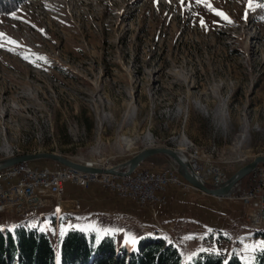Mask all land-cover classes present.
Listing matches in <instances>:
<instances>
[{
	"label": "rangeland",
	"instance_id": "1",
	"mask_svg": "<svg viewBox=\"0 0 264 264\" xmlns=\"http://www.w3.org/2000/svg\"><path fill=\"white\" fill-rule=\"evenodd\" d=\"M207 3L231 23L194 0H18L0 14V160L55 153L114 167L167 147L199 152L205 168L229 178L264 156V0L250 10L248 0ZM157 156L165 162L137 169L176 171ZM68 186L80 196L77 212L3 213L0 228L45 232L57 262L71 229L96 242L111 237L119 249L158 236L178 248L181 264L201 252L256 264L264 244L238 199L208 200L170 182L159 203L138 205L97 185Z\"/></svg>",
	"mask_w": 264,
	"mask_h": 264
},
{
	"label": "built area",
	"instance_id": "2",
	"mask_svg": "<svg viewBox=\"0 0 264 264\" xmlns=\"http://www.w3.org/2000/svg\"><path fill=\"white\" fill-rule=\"evenodd\" d=\"M188 152L192 171L207 185L218 187L228 177L215 166L205 168L201 155L195 151ZM10 153V158L15 157ZM94 168H110L97 162H85ZM253 182L247 188H233L230 199H238L248 211V219L252 227L264 229V166L259 165L250 174ZM227 178V179H226ZM170 182L181 187L189 185L178 176L176 171L156 172L147 169H136L126 177L106 174H86L61 165L55 167H38L31 162H24L0 170V214L9 213L19 218H26L36 211H42L50 205L51 198H60L68 184L80 188L92 185L111 191L122 199H129L138 205L157 204L158 193ZM80 206L76 204V209Z\"/></svg>",
	"mask_w": 264,
	"mask_h": 264
},
{
	"label": "trees",
	"instance_id": "3",
	"mask_svg": "<svg viewBox=\"0 0 264 264\" xmlns=\"http://www.w3.org/2000/svg\"><path fill=\"white\" fill-rule=\"evenodd\" d=\"M18 0H0V14L16 9ZM264 166V165H262ZM264 242V231L255 232ZM59 262L49 236L37 228L18 226L13 231L0 228V264H181L177 247L158 236L138 240L135 248H118L111 237L95 241L78 229L68 230L59 242ZM256 264H264V249L255 255ZM187 264H241L234 253L225 256L201 252Z\"/></svg>",
	"mask_w": 264,
	"mask_h": 264
},
{
	"label": "water",
	"instance_id": "4",
	"mask_svg": "<svg viewBox=\"0 0 264 264\" xmlns=\"http://www.w3.org/2000/svg\"><path fill=\"white\" fill-rule=\"evenodd\" d=\"M155 155H164L169 158L176 165L177 174L190 187L201 192L203 195L218 199L230 198L236 184H238L243 178L252 174L259 165H264V156H258L254 158L253 161L239 169L236 173L231 175L225 184L214 188L208 187L200 177H197L193 172H191L189 164L181 158L182 154L180 152L167 147L146 148L129 160L110 168L89 167L83 162H75L67 157L55 153L20 154L15 157L0 160V170L24 162L46 160L86 174H106L116 177H126L139 168L143 162Z\"/></svg>",
	"mask_w": 264,
	"mask_h": 264
},
{
	"label": "crops",
	"instance_id": "5",
	"mask_svg": "<svg viewBox=\"0 0 264 264\" xmlns=\"http://www.w3.org/2000/svg\"><path fill=\"white\" fill-rule=\"evenodd\" d=\"M165 162V159H160V157H152L150 159H148L147 161L143 162V164L141 165L142 168H148V167H156L159 166L160 163ZM185 190H190L195 196H198L200 198H207L209 199H213V200H220V201H226V200H230L229 198H223V199H218V198H213L207 195H203L202 193H200L199 191L193 189L192 187H185ZM64 195H65V200H57L53 197L51 198L50 201V205L46 208V209H54V213L58 212L57 210L59 209L60 212H77L78 210L81 209V205L78 203V201H80V196H76L74 195V191H71V188H69L68 185H66L65 187V191H64ZM63 195V196H64ZM63 199V197H62ZM205 199V200H207ZM76 204H78L80 206L79 209H76ZM61 240V239H60ZM59 244V243H58Z\"/></svg>",
	"mask_w": 264,
	"mask_h": 264
},
{
	"label": "snow or ice",
	"instance_id": "6",
	"mask_svg": "<svg viewBox=\"0 0 264 264\" xmlns=\"http://www.w3.org/2000/svg\"><path fill=\"white\" fill-rule=\"evenodd\" d=\"M181 3H183V0H181ZM194 3L202 4V5L206 6L210 11H212L215 15L219 16L225 22L231 23V20L229 19V17L225 13H223L222 11H217L214 8H212L211 4L207 3V0H194ZM247 7H248V10H250L252 8V0H248V6ZM245 15L247 16V11H246ZM200 24L202 27H206L205 22L202 18L200 19ZM2 38H3V34H0V39H2ZM12 43H15V42L13 41ZM24 58L27 59L28 57H24ZM37 59H42V58L38 57ZM57 211H59V209ZM259 247L261 249H264V244L259 245Z\"/></svg>",
	"mask_w": 264,
	"mask_h": 264
},
{
	"label": "bare ground",
	"instance_id": "7",
	"mask_svg": "<svg viewBox=\"0 0 264 264\" xmlns=\"http://www.w3.org/2000/svg\"><path fill=\"white\" fill-rule=\"evenodd\" d=\"M182 154V153H181ZM184 157H185V155L184 154H182ZM181 158H182V156H181ZM185 162H187L188 164H189V167H190V170H191V172H193L192 171V168H191V166H190V163H189V160H187L188 158H182ZM194 173V172H193ZM195 174V173H194ZM196 175V174H195ZM197 177H199L198 175H196ZM227 181V180H226ZM226 181L225 182H223L221 185H223V184H225L226 183ZM220 186V185H219ZM261 228V227H260Z\"/></svg>",
	"mask_w": 264,
	"mask_h": 264
}]
</instances>
